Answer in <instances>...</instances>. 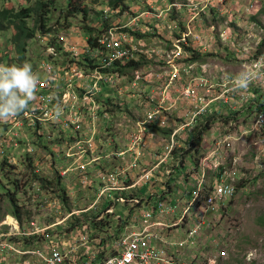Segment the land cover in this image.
Instances as JSON below:
<instances>
[{
	"label": "built area",
	"instance_id": "2783aa9c",
	"mask_svg": "<svg viewBox=\"0 0 264 264\" xmlns=\"http://www.w3.org/2000/svg\"><path fill=\"white\" fill-rule=\"evenodd\" d=\"M118 26L120 27L108 30L98 40L99 46L105 51L97 49L100 56L97 71L86 74L73 63L57 66L53 70L51 63H45L47 76L45 79L38 78L35 94L26 108L15 117L0 120V127L5 123L6 134L11 137L14 145L18 144L17 137L22 138L24 124L33 128L48 123L60 133L70 130L71 135L62 136L69 137L70 140L66 151V161L70 165H64L62 175L76 169L87 172L88 166L95 163L97 166H93V170L98 171L100 183L91 199L90 208L70 212L63 222L73 217L79 220L76 216L81 212L98 210L110 197L115 202H123L126 207L124 221L120 220L122 228L117 236L119 238L107 247V255L104 257L98 248V243L103 244V239L90 237L89 224L79 225L83 227L78 235L82 236L81 239L74 245L64 247L48 242L50 237L45 231L55 224L47 227L35 221L24 224L16 216L7 214L0 221V264H197L195 260L198 255L204 254L205 248L201 250L203 240L209 241L215 248L220 246L217 238H213L209 232L216 227L215 222L221 221L217 212L222 204L237 195V182L241 183L246 178V173L239 168L244 156L251 154L253 163L257 165L256 170L264 168V104L261 105L256 100L264 96V50L257 57L256 54L252 56L248 70L253 73V78L244 89L234 86V77L214 80L207 64L181 66L179 61L184 58L181 47L177 51H171L167 54L166 61L172 65L169 84L162 89L158 103L151 97L150 104L154 107L147 112L142 122L125 126L128 141L124 149H117L112 153L102 151L99 156L92 155L90 158L95 148L94 140L101 129L99 121L103 108L97 101L101 94L100 85L104 86L107 82L112 86L116 84V80H109L108 73L98 71L109 68L115 62L131 60L135 50L130 37L119 31L127 26ZM261 40L256 41L257 47ZM178 41L182 44L186 40L183 38ZM47 51L53 57L58 53L52 45ZM72 51L71 56L78 54L75 53V48ZM84 53L93 57L92 50L85 49ZM196 70L200 74H208L211 79L205 75L193 74ZM181 73L189 75L190 79L185 87L174 94V100L168 102L170 85ZM235 104L238 106L233 107ZM231 108L234 110L230 113ZM179 109L184 112L181 122L170 125L169 115ZM240 111L244 115H240ZM215 115L220 119H228L229 131L219 136L221 138L217 139L210 151L194 159L195 164L191 160H185L181 139L183 134L197 131L201 120ZM151 124L171 130L161 153H155L153 160L148 158L146 131L147 125ZM190 139L189 137L188 140ZM4 142L0 138V154L5 153ZM238 143L243 150L236 153L235 146ZM112 156H115L116 162H120L113 163L106 171V167L96 163ZM187 163H190L188 168ZM159 172L170 176V181L178 174L187 184L193 183L192 190L172 193L170 189L162 187V192L154 189L146 193V187L153 185ZM81 182L85 186L86 180ZM155 199H158L156 206ZM58 211L59 209L56 210ZM99 214L96 215L97 220L103 221L104 215ZM182 231L186 233V237L180 234ZM26 240L28 243L24 244ZM197 244L200 246L195 248L197 252L194 256L185 254V250H188L186 247L192 245L191 248H194ZM216 256L226 257L227 253L220 251ZM191 260L194 261L190 263ZM216 262V258H212L208 264Z\"/></svg>",
	"mask_w": 264,
	"mask_h": 264
},
{
	"label": "rangeland",
	"instance_id": "374dc122",
	"mask_svg": "<svg viewBox=\"0 0 264 264\" xmlns=\"http://www.w3.org/2000/svg\"><path fill=\"white\" fill-rule=\"evenodd\" d=\"M30 1L32 3L35 0ZM67 1L59 0L60 10L52 15L53 20L50 24L53 26L52 33L48 35L38 33L35 39L28 41L23 61L32 64L33 71L38 78L45 79L47 76L44 64L45 59L52 56L47 51L50 45L55 47L56 52L58 51L57 45L62 47L59 54L55 55L59 57L60 61L64 59H62V54L64 52L70 54L69 50L72 51L73 48H75V53L82 52L81 49L84 47V43L82 44L83 34H85L82 28L84 25L103 29L106 24L105 21H108L109 26H115L111 28L126 25V29L129 31H125L126 29L122 31L129 36H131V28L133 31L139 32L140 35L143 33L134 41L136 45L130 42L132 47H134L133 44L135 45L132 59L142 61L143 67L138 70H130L127 75L114 74L109 76V80H116L115 87L108 82L104 86L100 85L101 94L99 98L105 100L110 98L111 101H109V105H106L109 113L105 116L102 114L99 121L101 129L97 139L94 140L95 148L92 150L90 158L92 155L99 156L102 151L112 153L117 149H124L128 141V137L124 136L127 135L125 134L127 133L125 126L142 122L147 112L154 107L153 104H150L152 86L157 87V84L161 82L153 80L152 77L157 73L160 76L161 71L168 69L169 64L166 62L168 53L172 50L177 51L178 47H181L182 51L184 50L185 45L178 41L180 35V41L185 38L187 43L194 46L198 51L202 52L207 49L206 53H209L210 56L207 58L206 64L210 65L212 70L210 75L214 77V80H220L223 76L229 79V77L238 75L246 57H251L259 51L256 41L264 38V0H229V2L222 3L216 0H167L165 5L162 3L163 0H126L130 10L123 13L111 9L108 13L109 7L106 0H82L81 4L87 9L88 15L85 17L83 14H78L70 18L68 20L70 26H67L68 22L65 21ZM0 4L7 8L18 9L20 6L30 3L29 0H0ZM166 7L168 8L165 10L167 11L165 12V19H162L164 15L162 18H151L149 13L155 14L154 9L160 10ZM136 10H148V14L138 18L135 23L133 11ZM173 21L179 25L176 26L175 30L174 28L171 29L173 31V33L170 32L171 37H175L171 43L169 38H166L165 32L171 31L169 25L174 23ZM137 23L138 26L135 25ZM154 23L160 26L155 28ZM12 33L11 30L5 34H0V63L3 57L9 62L14 60V62L20 63L19 54L6 39L11 37ZM85 38L87 39V37ZM185 59L186 57L180 62L181 66L193 64V61L186 62ZM51 66L57 67L55 64ZM244 71L246 70L244 69ZM199 75H205L211 79L208 74L201 72ZM185 83L178 81L177 86L182 88L181 86H184ZM260 101L264 104V97ZM169 123L172 125L170 121ZM3 125L0 127V135H5V137H0L5 141L3 144L5 153L0 154V221L9 214L10 205L7 194L16 192L17 203L22 207L24 224L31 221H35L44 227L55 224L45 231L50 237L48 242L51 245L60 244L64 247L74 245L82 237L78 236L83 228L79 227L80 221L90 225L92 221H99L96 216L99 213V216L104 215V220L99 221L102 225L99 228L101 230L89 228L90 237L103 238L113 235L114 232L118 233L117 227L123 221H120L121 214L126 213V209L123 202L119 200L115 202L110 197L106 200L107 202H104L105 204L100 205L98 210L81 212L82 217L76 216L79 220H75L73 217L63 222L65 216L70 212L90 208L91 199L98 190L97 187L100 183L97 178L98 171L93 170L97 166L95 163L88 166L87 172L76 169L68 172L67 175H62L64 165H70L66 161V151L70 146L68 144L70 140L68 137H63L62 139L65 140H62L61 137L71 135L70 130H64L60 133L48 123L44 124L45 126L33 128L24 124L22 127L23 135L21 134L22 140L19 144L14 145L11 142V137L6 134L5 129L7 127ZM163 129L170 131L169 128ZM146 131L149 134L148 143H153L154 154L161 153L167 137H154V133L169 135L161 133L153 125H147ZM197 131H202L199 126ZM189 133L190 131L184 133V137L181 138L185 144L189 139L187 136ZM114 157L102 159L96 163L106 167L104 168L106 171L113 163L120 162H116ZM6 158L9 165H13L14 169L11 167L2 169L1 163ZM190 160L195 164L194 158H190ZM30 164L32 167L29 166ZM189 164L187 163L186 168ZM256 166L251 154L244 156L239 168L246 173V178L241 183L237 182V196L232 200H227V203L230 200L234 203L229 209V213H224V210L221 211V221L215 222L216 227L212 232H209L213 238H217L221 247L215 248L209 244V241L203 240L201 250L203 248L205 250L203 256L199 254L197 259H194L197 264H208L212 258H216V264H264V168H260L256 173ZM156 177L158 178L154 181V186L148 185L146 187V193H150L154 189H159L162 192V187L170 189L172 193L181 190L190 191L193 187V183L188 181L189 184H187L178 174L173 177L172 181L169 180L170 176H164L160 172ZM83 179L86 180L85 186L81 182ZM58 183L66 189V202L60 198L63 193L58 188ZM243 187H247V189L243 190ZM131 192L136 193L137 191ZM125 195L128 196L129 193H125ZM57 209H59L58 212H56ZM180 234L186 237L184 231ZM191 246L185 248L188 249L185 250V254L188 256H194L197 252L195 248H198L200 244L195 245L194 248ZM220 251H226L227 256L218 258L216 254ZM194 260H191L190 263Z\"/></svg>",
	"mask_w": 264,
	"mask_h": 264
},
{
	"label": "trees",
	"instance_id": "16d2710c",
	"mask_svg": "<svg viewBox=\"0 0 264 264\" xmlns=\"http://www.w3.org/2000/svg\"><path fill=\"white\" fill-rule=\"evenodd\" d=\"M30 4H25L20 6L18 9L14 8H7L5 6H2L0 4V34H5L9 31H13L11 37L6 38L9 40V42L14 46L15 50L19 54V62L21 63L25 59V54L27 51L28 47V41L33 40L36 38L37 34L40 33L42 35H48L51 34L53 31V26H51V22L53 20L52 15H54L57 11H59V0H35L34 2L31 3L29 0ZM82 0H76V2H73V0H68L67 1V9H66V17L65 21L68 22V20L75 15L78 14H83L85 17L88 15L87 9L82 6ZM106 4L109 7V10H114V11H120L121 13L130 10L129 5L127 4L126 0H106ZM62 12V11H61ZM110 13V11H108ZM103 14V12H102ZM107 16V15H106ZM108 17V16H107ZM106 24L103 29H97L92 26L84 25L83 32L85 34L84 37H87V39L83 42L84 47L81 49L82 52H79L77 55L71 56L69 53L64 52L62 55V61L58 59L59 57L55 56H49L45 59V63H51V65L54 66L57 65L59 67L65 66V64L75 65L78 68H81L84 71H93L98 65L100 56L97 54V49L105 50L104 48L99 46V38L102 37L111 27H115L113 25L108 24V21H105ZM67 26H70L69 22L67 23ZM126 29V28H125ZM124 29H121L120 32L125 33L122 31ZM125 31H129V29H126ZM126 34V33H125ZM128 35V34H126ZM130 35L131 36H136L139 37L141 36L139 32H136L135 30L133 31L132 28L130 29ZM129 36V35H128ZM129 36V37H131ZM183 52L186 54L184 57H186L185 61H193L192 63H201L204 64L206 63L207 58L210 56L209 53L206 52H201L193 48V46L184 44ZM55 45V43H54ZM58 49V54L59 50H62V47L57 45ZM89 49L93 51V57H91L89 54H85L84 50ZM264 50V38L261 40V43L259 45V51L256 53V57L262 53ZM81 54H84L81 56ZM253 57H247L246 60H251ZM50 60V61H49ZM6 60L4 57L2 58L1 63L2 64H12V63H17L11 61L9 62ZM179 62H182L180 60ZM19 64V63H17ZM144 63L142 61L136 60V59H131L127 60L125 62H115L111 67L102 69V72L114 75V74H119V75H127V72L130 70H138L143 67ZM55 69L56 67H52ZM97 101L102 105V111L101 114L109 113L107 110L108 107L106 105H109L110 98H107V100L102 99V98H97ZM19 114V113H18ZM218 115L211 116L209 119H214L217 120ZM225 121V119H222ZM6 126V125H3ZM210 123H207L206 127H209ZM154 128L158 129L161 133H164L166 135H169L170 131L160 129L157 127V125H153ZM18 138V144L22 140V138ZM20 138V139H19ZM63 137H61L62 139ZM64 140V139H62ZM183 158L186 160L187 155L189 153V150H183ZM32 167V165H29ZM1 167L3 170L7 169V167H11L14 169L13 165H9V161L6 158L2 163ZM58 188L62 191L63 195L60 196L61 200L63 202H66L67 196H66V189L64 186H61L60 183H58ZM39 187V186H36ZM40 188V187H39ZM43 189L45 188L44 186L42 187ZM17 193H8L7 198L9 201V214L16 216L21 222H23L24 219L23 213L21 212V205L17 203ZM158 199L154 200L155 206L157 204ZM126 209V207H125ZM126 216V213L121 214V220L124 221V218ZM82 225L84 223L80 221ZM102 222V221H101ZM99 221H92L91 224L89 225L90 227L96 229V230H101L99 228L102 227L100 225ZM76 224V223H75ZM120 228H122V224L120 222V225L117 227L118 233L114 232L113 235H109L108 237H104L103 239V244L98 243V248L101 252L102 256L107 255V247L114 241L117 240V235L120 233ZM96 237V236H94ZM28 240L24 244H27ZM109 253V252H108Z\"/></svg>",
	"mask_w": 264,
	"mask_h": 264
},
{
	"label": "crops",
	"instance_id": "0c3cea01",
	"mask_svg": "<svg viewBox=\"0 0 264 264\" xmlns=\"http://www.w3.org/2000/svg\"><path fill=\"white\" fill-rule=\"evenodd\" d=\"M165 2H167V0H163L162 1V3L165 5L166 3ZM163 4H162V6H163ZM160 8V7H159ZM167 8L168 7H166V8H161L160 10H158V9H154L155 10V14H151V13H149L150 14V16H151V18H153V17H156V18H162L163 17V15H164V18H162V19H165V17H166V15H165V12H167V11H165V10H167ZM148 11V10H147ZM146 10L145 11H139V10H136V11H133V15H134V17H133V21L136 23L137 22V19L138 18H142V17H144V16H147V14H148V12H147ZM158 13H160V15H158ZM166 14H168V13H166ZM174 23H172L171 25H169V29L171 30L172 28H174V30L176 29V26H178L179 24L178 23H175V21H173ZM153 24V23H152ZM166 24H168V23H166ZM136 26H138V23L137 24H135ZM148 26H149V24L147 25V28H146V30L148 31ZM151 27H155V28H157V27H159L160 25H158V24H156L155 25V23H154V25L152 26V25H150ZM180 27V26H179ZM133 30V29H132ZM142 30H144L143 28H142ZM147 31H145V32H147ZM144 32V33H145ZM170 32H172L173 33V31L171 30V31H169V33L168 32H165V36H166V38H169V40H170V42L172 43V39H174L175 37H171V33ZM143 33H141V35H142ZM180 37H181V35H180ZM180 37H179V40H180ZM137 38L138 37H136V36H131L130 37V40H131V42L132 43H134L135 45H136V42H134V41H136L137 40ZM185 39V38H184ZM84 40H86V38L84 37ZM186 40V39H185ZM185 43H187V41H185ZM188 44V43H187ZM134 45V46H135ZM189 45V44H188ZM192 46V45H191ZM193 48H194V46H193ZM197 50V49H196ZM173 51V50H172ZM200 51V50H199ZM203 51H207V49H204ZM202 51V52H203ZM56 52V51H55ZM69 52H72V51H70L69 50ZM186 54H184V56H185ZM252 57V56H251ZM247 58V57H246ZM248 61H249V63H248ZM251 63H252V60L250 61V60H246L244 63H242V66H241V71L239 72V74L242 72V70L244 71V69L245 70H248L249 68H248V65H251ZM169 64V63H168ZM206 64V63H205ZM172 65L171 64H169V67H168V69H165L164 71H161L160 72V76H159V74L157 75H155L154 77H152V79L153 80H159V82H161V83H158L157 84V87H154V86H152V92H151V96H152V98L154 99V102L155 103H158L159 101H160V95H161V91H162V89L166 86V85H168L169 84V76L171 75V73H172V67H171ZM186 65H184V67H185ZM207 66L209 67V70H210V73H212V70L210 69V65L209 64H207ZM193 74H197V75H199L200 74V72L198 71L197 72V70L196 71H194V73ZM163 77V78H159V77ZM190 79V76L189 75H187V74H185V73H181V75H180V77H178V78H176V79H174V81L171 83V85H170V94L168 95V97H167V101L169 102V101H172V100H174V94L177 92V91H179V89H182L183 87H185V85H186V83L188 82V80ZM160 80H162V81H160ZM178 81H184V83H185V85L184 86H181L182 88H180V87H178L177 86V83H178ZM138 82H140V81H138ZM164 82V83H163ZM163 83V84H162ZM178 88V89H177ZM158 94H160V95H158ZM264 97V96H263ZM263 97H258L256 100H257V102H259L261 105H262V103H261V101L259 100V99H261V98H263ZM156 98V99H155ZM234 101L236 102L237 100L236 99H234ZM238 105L237 104H235V106H233V107H237ZM233 110H234V108H231L230 109V113L231 112H233ZM173 115H169V119H171L170 120V122L171 123H178V122H181V120H182V116L184 115V112H183V109H179L178 111L176 110L175 112H173L172 113ZM240 115H244V113H242V111H240ZM217 120H212V119H209V118H205V119H203V120H201V122H200V129L202 130V131H192V132H190L189 134H187V136L188 137H190L191 139L190 140H188V141H191V140H193L194 141V144L192 143V141L189 143V144H185V143H183L182 144V148H184L185 150H189V153H188V155H187V160H190V158H194V159H197V158H199L200 156H203L206 152H208V151H210V149L215 145V142L217 141V139H219V138H221V137H219V136H223V135H225L229 130V121H227L228 119H225V121H223L222 119H220V117L219 116H217V118H216ZM207 123H210V126L209 127H206V125H207ZM199 126V125H198ZM160 128V127H159ZM161 129V128H160ZM125 134H127V133H125ZM125 137H128V134L127 135H124ZM148 136H149V134H148ZM168 137V136H165V135H159V134H157V133H154V137ZM206 139H205V138ZM69 138V137H68ZM192 144V145H191ZM148 147H149V153H148V158H149V160H153L154 158H155V154H154V149H153V143H148ZM206 148V149H205ZM235 148H236V150H235V152L236 153H239L240 151H242L243 150V147L238 143V144H236V146H235ZM227 158H229V154L227 153ZM257 172L256 173H258V170H256ZM242 180V179H241ZM240 181V180H239ZM243 190H246L247 189V187H243L242 188ZM237 196V195H236ZM232 200V199H231ZM231 200L229 201V203H227V201H225V203L224 204H222V206L220 207V209L221 210H219L218 212H217V217H219V216H221L222 217V214L220 213L221 211H223L224 210V213H226V212H228L229 213V209L231 208V206L234 204V203H231ZM231 203V204H230ZM236 204V203H235ZM224 206V207H223Z\"/></svg>",
	"mask_w": 264,
	"mask_h": 264
},
{
	"label": "clouds",
	"instance_id": "9594fccd",
	"mask_svg": "<svg viewBox=\"0 0 264 264\" xmlns=\"http://www.w3.org/2000/svg\"><path fill=\"white\" fill-rule=\"evenodd\" d=\"M253 73L246 70L233 78L236 88H247ZM38 76L28 61L19 64L0 63V120H8L22 112L33 98ZM59 115V108L56 109Z\"/></svg>",
	"mask_w": 264,
	"mask_h": 264
},
{
	"label": "bare ground",
	"instance_id": "6f19581e",
	"mask_svg": "<svg viewBox=\"0 0 264 264\" xmlns=\"http://www.w3.org/2000/svg\"><path fill=\"white\" fill-rule=\"evenodd\" d=\"M193 43V42H192ZM229 46V45H228ZM246 46V45H245ZM54 50L56 51V49H55V47H54ZM217 66V65H216ZM111 67V66H110ZM235 70V69H234ZM95 71H97V68H95L93 71H90V72H88V71H85V73L86 74H91V73H94ZM100 71H102V69L101 70H99L98 72H100ZM117 75V74H116ZM108 76H111V74H109ZM224 77V76H223ZM178 89V88H177ZM156 99V98H155ZM105 114H108V113H105ZM105 114H103V115H105ZM102 115V114H101ZM28 125V124H27ZM151 125H156V124H151ZM159 127V126H158ZM161 128V127H160ZM161 129H163V128H161ZM165 130V129H164ZM23 135V134H22ZM11 143V142H10ZM232 203V202H231ZM104 228V227H103Z\"/></svg>",
	"mask_w": 264,
	"mask_h": 264
}]
</instances>
